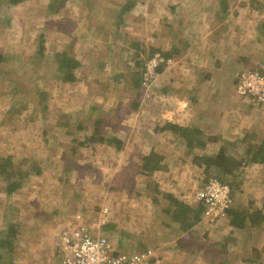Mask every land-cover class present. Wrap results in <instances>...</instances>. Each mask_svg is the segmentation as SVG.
<instances>
[{
	"label": "rangeland",
	"instance_id": "374dc122",
	"mask_svg": "<svg viewBox=\"0 0 264 264\" xmlns=\"http://www.w3.org/2000/svg\"><path fill=\"white\" fill-rule=\"evenodd\" d=\"M158 31L185 35L192 79L209 80L215 93L201 101L187 93L191 110L210 111L203 128L188 127L199 128L201 140L219 137L204 148L163 130L167 64L149 90L141 87L137 63L158 53L148 46ZM167 50L159 53L169 57ZM0 53V157L30 171L11 193L0 175V231L17 232L12 264H61L60 238L78 215L95 228L105 220L102 231L118 251L153 247L162 264H264V223L251 235L227 217L202 215L184 233L166 211V193L196 206L197 190L214 176L195 155L226 146L243 157L264 141V102L236 91L237 72L264 65V0H0ZM63 53L80 63L72 81L61 78ZM220 120L232 125L228 134ZM152 151L165 168L146 174L143 158ZM248 165L234 205L258 202L264 211V164Z\"/></svg>",
	"mask_w": 264,
	"mask_h": 264
},
{
	"label": "trees",
	"instance_id": "16d2710c",
	"mask_svg": "<svg viewBox=\"0 0 264 264\" xmlns=\"http://www.w3.org/2000/svg\"><path fill=\"white\" fill-rule=\"evenodd\" d=\"M9 1L12 4H18L23 0ZM61 57L62 58H60L61 61L59 68L61 71H64V76L61 78L67 81L74 80L75 76L72 70L79 66V61L73 59L65 53H63ZM2 59L3 55L0 53V61H2ZM137 65L142 67H140V74L142 75L143 66L141 63H137ZM249 67L258 68L259 65H251ZM140 69L137 71L139 76ZM136 84L139 85L138 83ZM163 130H171L174 133L182 134L186 138L187 144L192 147L204 148L207 145V142L217 141L219 139L218 135H214L207 137L206 140H201L199 139L200 137L198 135H203V133L199 128H190L169 121L165 123ZM246 150L247 152H245L244 156L242 157L230 153L226 146H222L215 154L195 155L193 160L194 163L200 166L208 176L214 175L221 181L228 183L232 188V194L235 200V192L243 182L240 180L242 168L251 162L264 164V141L257 146L250 144ZM143 159L144 163L142 169L146 174H151L157 170H163L165 168L164 164L162 163V156L157 154L155 151H152ZM11 167V156L0 157V175L7 181L9 193L22 186V179L20 178L21 176L30 173V171H28L29 173H25L22 169H11ZM32 167L36 169L35 166ZM37 171L40 172L38 169ZM15 175L18 177L13 179L12 176ZM166 197L170 199V205L166 211L173 212V220L181 225L182 232L185 233L190 231L197 223L202 220V214L204 211V206L202 203L198 202L196 206H193L190 203L178 199L172 193H166ZM173 206L175 209L172 210ZM227 217L229 224L240 230L246 229L247 227L260 228V226L264 223L263 211L258 207H254L253 203L250 206V209L243 208L239 204L232 205L227 209ZM16 233L17 232L13 226L0 231V264H12L13 255L11 253L14 252ZM2 248H5L4 251L1 250ZM6 256H9L8 259H10V263H5ZM249 260L250 262H255V260H257V254L254 255L253 258L250 257Z\"/></svg>",
	"mask_w": 264,
	"mask_h": 264
},
{
	"label": "built area",
	"instance_id": "2783aa9c",
	"mask_svg": "<svg viewBox=\"0 0 264 264\" xmlns=\"http://www.w3.org/2000/svg\"><path fill=\"white\" fill-rule=\"evenodd\" d=\"M172 65L173 58L155 53L144 62L141 85L149 90L159 74V68ZM236 91L242 98L258 103L264 102V65L246 68L236 73ZM196 198L204 206L203 217L212 221L227 217V209L234 205L232 188L216 176H210L199 190ZM108 207L103 209L106 213ZM102 220V219H100ZM99 222L95 228L77 216V227L65 230L59 241L58 253L61 264H162V257L153 247L138 248L132 252L118 251L111 239L102 231Z\"/></svg>",
	"mask_w": 264,
	"mask_h": 264
},
{
	"label": "crops",
	"instance_id": "0c3cea01",
	"mask_svg": "<svg viewBox=\"0 0 264 264\" xmlns=\"http://www.w3.org/2000/svg\"><path fill=\"white\" fill-rule=\"evenodd\" d=\"M158 32H159L158 34L150 35V38H152V40H151L150 45L148 46H151L150 48L152 49L153 52H159V51L163 52L166 48H169V50L167 51L175 53V55L177 54L176 50L179 51L180 53L178 54L179 56L178 59L177 57H175V55H170L171 54L170 52L167 54L165 53L166 55H169V57H172L174 59V63L172 65H168L169 68L166 71L162 72L160 76V78L166 79V81H163L164 83H166L165 85L171 86L168 88V94H167L170 102L166 106L165 113H162L160 116H162V118L164 119V122L169 121V122H173V123L186 126V127L190 125L191 126L195 125V126H199L203 128L202 125H204L203 123L206 121V116L210 115L209 113L210 111L207 113V111L206 112L204 111L206 109H203V110L201 109L200 111H197V112L191 110L190 100H187V98L189 97L187 93L192 94V97L190 99H193V100L197 99L198 101H201L202 94H204L205 97H207V95L209 94V99H214L213 94L215 93L211 92V85L210 84L208 85V83L210 82L209 80L207 81L205 79H200V80L196 79L197 81L192 79L193 78V75H191L192 74V71H191L192 59L189 57V51L187 50L188 43L186 41L187 39L184 34L176 32L170 37V36H164L163 33H161L160 31ZM143 44H144L143 40L136 41L134 45L135 50L138 52H141V50H143V48H141ZM143 47L145 48V45ZM170 47H172L173 50H171ZM156 87H158V82L156 83L155 88ZM165 89L166 88L163 86L162 90L164 91ZM196 92H197V95H196ZM219 125L221 128L226 129L227 134L230 132V129H233L231 127L232 125L231 126L228 125L225 127L224 126L225 123H223L221 120L219 121ZM215 146H217V144ZM249 165L259 166L260 164L251 162V164L249 163ZM249 165L246 166L245 168H248ZM252 196L255 197V195H252ZM254 203L255 205H259L260 206L259 208L263 207V203L261 205L258 204V202L257 203L254 202ZM256 229H259V228H252V227L246 228L247 231L251 230L250 231L251 235L255 233ZM241 230H245V229H241ZM261 232H264V231L262 230ZM247 258L248 260L250 259V257H247Z\"/></svg>",
	"mask_w": 264,
	"mask_h": 264
}]
</instances>
